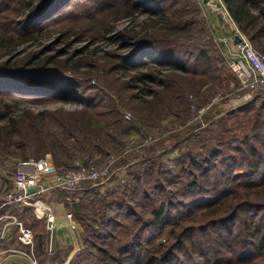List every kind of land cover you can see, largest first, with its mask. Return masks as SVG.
<instances>
[{
    "label": "trees",
    "instance_id": "16d2710c",
    "mask_svg": "<svg viewBox=\"0 0 264 264\" xmlns=\"http://www.w3.org/2000/svg\"><path fill=\"white\" fill-rule=\"evenodd\" d=\"M69 1L45 0L35 14L46 16L40 20L47 23ZM222 1L238 29L264 56V0ZM143 3L146 7L142 11L146 16L135 25L139 28L133 26L121 33V43L130 47L131 52L121 54V62L114 67L123 76L133 73L127 81L117 79L118 85H112L116 81L107 80L116 100L102 90L95 91L92 86L74 81H70L71 85H60L59 72L66 65L56 67L55 64L48 68L46 63H37L30 74L15 75L17 69L11 68L10 61L1 60L4 54H0V168L7 166L10 159L39 160L42 153L47 152L62 167L73 166L76 160L95 158L96 153H122L130 135L138 133V129L133 131L134 123L124 118L125 110L133 107V101L139 102L148 119L158 116L165 107L167 115H171V123L182 122L176 113L192 105L187 94L192 91L197 94L204 85L217 79L211 72L212 57L206 47L198 44L202 43V37H195L197 11L191 7L190 0H144ZM128 6L136 9L134 3ZM4 16L10 17L0 15V19ZM10 29L0 24V51L8 48L11 51L10 46L20 38L21 34ZM203 30L197 29L199 33ZM192 58L201 64L188 68L185 60ZM48 69L56 73L46 71ZM40 72L48 76H41ZM68 86L80 88L77 101L84 103L81 108L72 111L60 107L24 109L17 113L19 103H38L42 98L68 102L65 101L69 99ZM156 125L154 128L164 132L165 126ZM255 131L245 138H232V146L227 145L228 140L220 142L214 136H195L199 146L182 152L175 160L176 169H167L162 162L164 155L171 152L169 149L157 155L154 152L147 157H134V164L140 169L136 174L129 173L132 176L118 185L119 191L112 190L119 194L117 201L94 193L93 188L84 190L85 195L91 196L86 199L89 203L81 202L82 213L79 211L77 218L73 213L82 228L77 248L69 258L61 261L56 255L55 259L59 264H75L76 261L84 264L88 261L87 257L83 259L84 254H92L88 250L90 245L101 254L94 256L92 264H168L166 260L171 251L183 256L180 264H264V133ZM175 133L178 132L169 135L173 137ZM190 138H184L185 142ZM207 140L218 142L223 149L207 144ZM180 142L173 146L177 148ZM115 178L121 181V176L114 175L111 180ZM1 186L9 187L3 181ZM48 193L42 196L46 201H65L64 194L57 197ZM131 200L140 206V211ZM113 207L114 214L121 211L124 223H115L108 215L107 211ZM5 212L16 213L33 228L40 226L39 220L30 221L29 207L7 206L0 210V213ZM227 223H230L228 227ZM107 226H119L128 234L121 245L114 248L116 255L95 242L106 236L115 238L110 231L100 234L99 230L107 231ZM167 228L166 243L155 244L154 238L162 236ZM33 233L35 252L47 254L49 235L40 231ZM9 246H16V240L0 239V251ZM225 246L226 251H222Z\"/></svg>",
    "mask_w": 264,
    "mask_h": 264
},
{
    "label": "rangeland",
    "instance_id": "374dc122",
    "mask_svg": "<svg viewBox=\"0 0 264 264\" xmlns=\"http://www.w3.org/2000/svg\"><path fill=\"white\" fill-rule=\"evenodd\" d=\"M44 1L45 0H7L5 3H3V1L0 2L1 4L3 3V5L0 6V15L10 16L9 18L4 16V19H0V24L2 23L5 27L8 25V27L11 28L10 31L13 33L21 34L20 38H17L13 42V45L10 46V48L13 47L11 51H8L10 50L9 48L5 49L4 52L0 51V54H4L1 60L6 59L13 64L11 68L17 69L15 75L30 74L31 69L37 67L35 65L37 63L41 65L46 63L48 68L54 67L55 64L56 67L57 64H62V66L66 65L65 69L62 68L61 72H59L61 78L58 83L60 85H71L70 83L72 82L70 81H74L78 84L87 85V87L92 86V89L95 91L102 90L104 93H107L111 99L113 98L116 100L114 92L112 93V90L109 89L107 80L111 79L113 82L117 79L120 81H127L129 75H132L133 73L132 71L128 73L129 75L123 76L121 75V71L119 69L115 70L114 67H117V64L121 62V54L127 55L131 52L130 47H125V45L121 43V33L124 32V30L131 29L136 24H139L146 16V13L143 12L146 7L143 3L144 0H70L67 5L60 7L53 17L50 19L48 18L49 22L41 23L42 20H40V18H46V16H37L38 14L35 13L39 5ZM211 1L221 2L223 4L222 0ZM130 3H134L137 10L130 9L128 6ZM142 4L144 5L142 6ZM190 4L191 7L197 11L195 17L198 24L194 25L196 29L195 37L196 39L202 37V43L198 44L202 47H206L208 55L212 57L213 68L211 69V72L217 77L216 81L208 82V85H204L197 94L194 93V91L187 94V99L191 101L192 105L197 107L194 108V106L191 105L189 109L183 108L182 111L176 113V115L180 116L179 118H181V123H183L184 126L182 129L178 126L177 129L180 130L178 133L181 134L175 133V136L173 137L169 135V133L163 132L161 129L154 128L158 123L167 128L168 126H173L175 123H178H171L169 121L171 115H167L165 107H163V110L158 116L148 119L146 117L147 114L140 109L139 102L133 101L132 105L134 109L133 107H129L125 112L122 111V113L124 112V115L131 114V120H129V123H134L135 128L133 131L138 129V133L136 131L132 134L137 137V142L142 141L143 137H145L143 135L146 132L147 135L158 132L160 136L156 137V140L152 143L150 142L149 144H146L139 151L134 149L131 150L128 147L127 150L130 151H128L129 153L125 157H121V153L115 155L113 153L107 155L96 153L94 159L97 165L101 167L106 163H110L109 165L114 169L113 171L116 170L114 175H121V181L116 178L111 180L114 176L113 175L112 177L110 176V182L108 181L101 185L88 187L85 191L93 188L95 190L94 193L103 195L108 200L117 201V198L120 199L119 194L116 193L119 191L118 185L121 184L124 179L126 181V179L129 178V175L132 176V174L129 173L136 174L140 169L139 165L134 164L136 160H133L131 163V159H136L133 157L140 155L147 157L151 153H156L158 149L167 147L170 143L172 146H168L170 147L168 149L171 153L170 155H164L162 158L163 161H161L164 162L163 164L167 169H176L175 160L179 155L182 152L187 151L189 147L196 148L199 146L195 136H214L215 138H218L220 142L228 140L227 145L232 146V138H245V135H251L255 129V132L257 133H264V99L259 96L250 95L246 88L240 86L239 82L228 68L226 57L232 52L231 48L234 47L230 41V37L233 34L234 24H232L224 4L220 9L217 8L215 4L207 3L204 0H190ZM69 6L71 7L68 9ZM137 27L138 26H135V28ZM199 28L204 29L202 33L197 31ZM222 43L224 46H222ZM185 63L188 68H196L201 64V62H195L193 58L188 60V62L185 60ZM79 66L82 67L79 68ZM67 67H72V70H67ZM0 70L2 69L0 68ZM46 71L56 73V71L52 69ZM168 72H170V70H168ZM173 72L177 74L181 73L180 71ZM39 74L41 76H48L47 74H44V72H40ZM118 84H120V82L116 81L112 85ZM68 88L70 89H68L66 93L67 96L75 95L77 97V95L80 94V88H77L76 86H68ZM214 97H217L216 103H213L203 112H200L199 109L203 105L207 106L210 100H213ZM77 98L74 100L72 98L65 100L68 102H55L54 100L42 98L38 99V103H19L16 107L18 108L17 113L22 112L24 109L39 110L41 108H46L52 110L58 107L72 111L74 109H79L84 105L82 101H77ZM25 99L29 100L31 98ZM6 101L8 103L10 102L9 99ZM242 106L244 108H242ZM221 108H223V110L220 113H216V111L218 109L221 110ZM238 108H242L240 110H244V112H239L240 110H238ZM172 119L176 118L173 117ZM164 130L166 129L164 128ZM102 136H104V134ZM127 137L125 139H127ZM187 137L192 138L185 142L184 138ZM180 140L181 142L178 144L177 148L174 147L173 144ZM213 141L214 140H207L206 142H208L207 144H212ZM217 144L218 142H215L212 145L219 149H223V145ZM41 156L42 157L39 158V160H43L47 157L51 158L56 166L55 172L57 175H62L73 168V166L62 167L57 165L51 154L48 152L42 153ZM165 158H172L171 167L164 161ZM24 160L26 159H10L6 164L7 166L0 168V183L3 181L10 186L8 178L13 176L18 163ZM62 171L64 172L61 173ZM56 174L53 172V176ZM52 178L53 177L49 175L45 177L44 181L48 182ZM115 188H117V190H115L116 192L112 193V190ZM85 191H66L53 188L49 190L48 194L57 197H62L64 194L65 197L63 199L66 200V197L69 196L72 200H76L77 202L75 205H72V203L67 200L68 204L64 205L66 209L65 212L72 211L76 217L79 211L82 213L80 210L81 204L89 203L86 199L91 196L89 197V194L85 195ZM42 199L45 200L44 198ZM135 200H131V203ZM132 205L137 211L141 210L140 206L135 205V203ZM61 207L63 208V204ZM30 209L32 211L29 216L31 219L30 221L39 220V227L33 228L30 226L35 233L40 231L47 237L48 235L50 237L51 233L53 237H57L56 232L58 231L59 235L62 234L59 228H56V224L51 230V233H49V230L46 228L44 213L38 208L30 207ZM114 211V207L109 209L107 211L108 215L116 220L114 221L115 223L118 221L124 223L123 220H121L123 219L121 218V211L119 212L120 214H114ZM65 223L66 221H64V224L63 222L59 224L63 226L64 232H70L69 227L66 226ZM78 223L80 225V222ZM229 224L230 223H227L226 227H228ZM169 228L165 230L162 236L154 238L155 244H159L160 242L166 243L165 241L169 237ZM109 231L115 235V238H107L106 236L103 239H96L95 242H97L102 248L109 250L116 255L114 248L120 246L128 237V234L126 231H122L119 226H114V228L107 226V231L99 230L102 235H106V232ZM224 237H227L226 232L224 233ZM169 241L170 240H168V243ZM54 250L57 251L56 254L52 253ZM88 250L92 254H89L88 252L85 253L83 259L84 257H87L88 264H92L95 260L94 256L101 254L90 245H88ZM222 251H226V246L222 248ZM68 252V247H56L55 249L48 251L45 255L35 253V257L38 264H59V260H64ZM170 253L172 254L169 255L166 260L168 264H180L183 256H178L181 254L177 251H171ZM56 255L60 257L59 260L55 259ZM50 260L52 261L50 262ZM87 262L84 264H87ZM75 264H78V261H76Z\"/></svg>",
    "mask_w": 264,
    "mask_h": 264
},
{
    "label": "built area",
    "instance_id": "2783aa9c",
    "mask_svg": "<svg viewBox=\"0 0 264 264\" xmlns=\"http://www.w3.org/2000/svg\"><path fill=\"white\" fill-rule=\"evenodd\" d=\"M230 20L232 21L231 18ZM232 23L234 26L230 41L235 50H232L226 57L228 68L239 82L240 86L246 88L250 95L259 96L264 99V56L253 47L248 37L235 26L233 21ZM236 36L238 37V42L235 41ZM216 100L217 97H214L207 106L203 105L199 109L200 112H203L210 105L216 103ZM192 106H194V108L197 107L195 105ZM124 118L130 120L131 114H125ZM178 126L182 129L184 124L181 122L175 123L173 126H168V128L165 127L166 130H164V132L169 134L180 132V130L177 129ZM155 133L156 132L150 135H144L145 137H143L140 142H137L136 136H130L125 150L121 153V157H125L129 153L128 151L130 150H127L128 147L131 150L134 149L139 151L146 144L155 141L156 137L160 136L158 132ZM168 146L171 147V145ZM168 146L159 150L156 155L170 148ZM170 153L171 152L167 154L170 155ZM169 155L167 156L170 157ZM133 160L136 159H131V163ZM164 161L170 167L172 166V158H165ZM109 164L110 163H106L104 166L99 167L94 158H88L84 161L76 160L72 169L62 175H57L55 172L56 166L50 157L43 160H34L30 158L27 161H21L16 166V171L13 176L8 178L10 186L6 188L7 186H1L0 183V210L7 206L38 208L44 213L46 228L51 231L56 224V220L59 218L56 211L58 203H63V205H65L68 204L67 201H69L72 205H75L77 201L72 200L69 196L66 197L67 201H46L42 199V196L53 188L66 191H80L91 186L104 184L111 179L116 171H113L114 169H112ZM53 172L56 174L55 176H53ZM49 175L53 178L48 182L44 181L45 177ZM118 176L121 175L118 174ZM30 188H35L36 191L30 192ZM64 216L71 229L75 230L79 227V224L73 218L72 211L64 212ZM0 225V239L11 240L13 238L18 245L9 246L5 250L0 251V255L4 253H20L29 256L32 264H38L35 257V237L32 228L25 224L20 216L11 212L0 213Z\"/></svg>",
    "mask_w": 264,
    "mask_h": 264
},
{
    "label": "crops",
    "instance_id": "0c3cea01",
    "mask_svg": "<svg viewBox=\"0 0 264 264\" xmlns=\"http://www.w3.org/2000/svg\"><path fill=\"white\" fill-rule=\"evenodd\" d=\"M222 46H224L223 43H222ZM231 50H235L234 47H232ZM161 149H163V148L158 149L157 152ZM156 153H155V155H156ZM62 204L63 203H58V207L56 206V211H57V214L59 216V218L56 220V228H59V230L62 232V234L59 235V231L56 232L57 237H53L52 233L50 234L49 251L55 249L56 247H63V248L68 247L69 252L66 255V258L67 257L69 258L70 255L72 254V252L77 248L78 232L81 231V227H80V225H78L79 227L75 230L70 228V226L68 225V221L63 216L66 209H65L64 205H63V208L61 207ZM64 221H66L65 225L69 227L70 232L69 231L64 232L63 226L59 224L61 222H63V224H64ZM16 245H17V242H16ZM0 264H32V261H31V258L29 256H26L24 254H20V253L6 254V253H4V254L0 255Z\"/></svg>",
    "mask_w": 264,
    "mask_h": 264
},
{
    "label": "water",
    "instance_id": "95a60500",
    "mask_svg": "<svg viewBox=\"0 0 264 264\" xmlns=\"http://www.w3.org/2000/svg\"><path fill=\"white\" fill-rule=\"evenodd\" d=\"M204 1L207 2V3H213V4H215L216 7L219 8V9L223 7V4L221 2H217V1H213L212 2L211 0H204ZM235 41L238 42V37L237 36L235 37ZM67 98L76 99L77 97L75 95L74 96L68 95ZM222 110H223V108H221V110L218 109L216 111V113H220ZM29 191L30 192H34V191H36V189L35 188H30Z\"/></svg>",
    "mask_w": 264,
    "mask_h": 264
}]
</instances>
